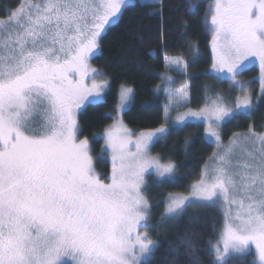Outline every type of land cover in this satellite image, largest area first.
<instances>
[{
    "label": "snow or ice",
    "instance_id": "obj_1",
    "mask_svg": "<svg viewBox=\"0 0 264 264\" xmlns=\"http://www.w3.org/2000/svg\"><path fill=\"white\" fill-rule=\"evenodd\" d=\"M130 4L25 0L0 19V264H150L159 245L147 231L145 175L152 170L156 183L176 182V164L149 154L150 144L169 129L162 125L137 133L117 115L102 136L111 152L107 182L95 171L89 140L78 136V110L85 102H102L109 87L89 59ZM211 12L213 58L207 74L228 79L244 95L232 105L217 95L210 105L178 113L173 123L203 118L207 136L219 146L213 124L240 114L250 118L256 109L247 87L251 81L237 79L253 58L264 97V0H214ZM165 60L187 75L181 58ZM165 79L173 82L171 76ZM132 94V88L121 86L118 113ZM168 100L166 122L173 106L188 103L187 84ZM213 159L190 195L168 194L162 218L175 220L195 203L222 206L225 224L212 246V264H233L250 246L253 264H264V132L249 126L235 133ZM181 245L191 250L193 264H201L191 237Z\"/></svg>",
    "mask_w": 264,
    "mask_h": 264
},
{
    "label": "trees",
    "instance_id": "obj_2",
    "mask_svg": "<svg viewBox=\"0 0 264 264\" xmlns=\"http://www.w3.org/2000/svg\"><path fill=\"white\" fill-rule=\"evenodd\" d=\"M160 0L159 3L134 0L122 9L119 22L108 28L99 40L98 52L90 62L104 78L109 80L102 102L87 104L78 115L80 138L91 140V155L102 164L100 174L107 171L108 162L99 157L102 139L97 133L112 122L116 112L121 86L133 89L128 108L122 113L125 124L133 130L153 129L165 123L166 92L165 57H179L188 64L187 75H181L172 88L188 85L191 109H201L217 95H227L229 101L243 91L228 79H216L207 74L212 64L211 34L206 24L209 14L207 0ZM144 3L147 6H134ZM22 4L21 0H0V19H6L8 10ZM153 9L161 10L155 14ZM258 69L252 65L237 77L248 84L256 109L251 117L244 114L228 118L220 125L221 138L227 140L235 133L247 132L249 126L260 132L264 129V97L261 95ZM177 75V74H174ZM169 124L166 135L156 139L150 147L152 155L161 161L176 164L175 183H156L151 174L144 193L149 200L150 237L158 242L151 255L150 264H193L190 249L181 240L191 237L198 249L196 255L201 264H212V246L217 239L222 215L214 206L196 204L184 214L168 220L163 217L169 193H185L201 175L203 166L215 151L214 142L205 137L202 121H186ZM103 156V154L101 155ZM98 162V163H99ZM144 230V229H142ZM171 248H177L171 253ZM251 251L236 254L233 264H253Z\"/></svg>",
    "mask_w": 264,
    "mask_h": 264
},
{
    "label": "rangeland",
    "instance_id": "obj_3",
    "mask_svg": "<svg viewBox=\"0 0 264 264\" xmlns=\"http://www.w3.org/2000/svg\"><path fill=\"white\" fill-rule=\"evenodd\" d=\"M132 1H134V0H131V2ZM139 2H148V1H152V0H138ZM198 1H200V0H197V1H195V2H192L191 3V6H192V8H195L196 7V5H197V2ZM21 2L22 3H24L25 2V0H21ZM207 7H208V11H209V14L207 15V17H206V24H207V27H208V29H209V31H210V34H211V41H212V37H213V32H212V30H211V24H210V21H211V15H212V12H211V9L213 8V6H214V0H207ZM21 5V4H20ZM17 8V7H16ZM16 8H14V10L16 9ZM7 19V18H6ZM210 46H211V42H210ZM99 49V48H98ZM211 50H212V46H211ZM98 52V50L90 57V59H89V64H90V66L92 67V68H94L93 67V65L91 64V62H90V60H91V58L96 54ZM212 56H213V52H212ZM168 58H172V59H175V58H179V57H168ZM252 65H254V66H256L257 67V69H258V73H257V75H256V78L258 79V81H259V76H260V68H259V62L257 61V60H255L254 58L251 60V62H246V68H248L249 66H252ZM165 66H166V68H167V73H165V76L167 77V76H171L172 78H173V82H175L176 81V78H181L180 76L182 75L178 70H177V68H176V66H172V67H169L167 64H166V60H165ZM211 69V66H210V68H209V70ZM98 73H99V77L98 78H104L103 76H102V74L98 71ZM174 74H177V75H174ZM174 77H176L175 79H174ZM90 82V81H89ZM172 82V83H173ZM172 83L171 84H169V82L167 81V88L169 89L170 88V90H168L167 92H166V107H168L169 106V100H168V95L170 94V93H172V92H174V90L175 89H178V88H180L181 86H183V85H185V84H183V85H181V86H178V87H175V88H172L171 86H169V85H172ZM259 83H260V81H259ZM231 84H233L232 82H231ZM188 86V85H187ZM128 87V86H127ZM131 88V87H130ZM259 88H260V91H261V85H259ZM121 89V88H120ZM107 90V89H106ZM106 90H105V92H106ZM105 92H104V94H105ZM119 92H120V90H119ZM104 94H103V99H104ZM242 95H244V92L243 93H241V94H236L233 98H230L229 99V101H225L227 104H229V105H232V103L235 101V99L238 97V96H242ZM132 97V96H131ZM221 97H223L224 99H225V97H227V95H225V94H223V95H221ZM130 100H131V98H130ZM130 100H129V102H128V104H127V107H126V109L128 108V106H129V104H130ZM90 102H85V104L81 107V109H79L78 110V112H77V120H78V115H79V113L81 112V110L87 105V104H89ZM91 103H94V102H91ZM188 104V103H187ZM187 104H185L184 106H182V107H180V108H175L174 106H173V108H172V110H171V112H170V115H169V117H168V120H167V122L165 121V123H163V124H161L160 126H158V127H161L162 125L163 126H165V127H169V124L168 123H170V124H174L173 122H174V120H175V117H176V115L178 114V113H182V112H185V111H188V110H195V109H191V108H189L188 106H187ZM211 103H209L208 105H210ZM119 105V96H118V101H117V104H116V112H115V114H114V117H113V120H112V122L111 123H109L108 125H106L102 130H101V132H99V133H97L96 134V136L95 137H100L101 139H102V144H101V149H100V155H99V157H101L100 159L101 160H103L104 159V157H105V159H106V161L108 162V168H107V171L106 172H104V173H102V174H100L99 173V171L96 169V168H100L101 170H102V164L99 162V160L98 159H95V158H93V163H94V167H95V171H96V173L97 174H99V176H100V178L102 179V180H104L105 182H107V177L110 175V171H111V152H110V150H108V149H106V143H105V140L102 138V136H103V130L107 127V126H109V125H111L113 122H114V119L117 117V115H122V113H118L117 112V106ZM205 107V106H204ZM203 108V107H202ZM199 110V109H198ZM230 118V117H229ZM226 119H228V118H225V120ZM224 120V121H225ZM186 121H202V122H204V124H205V129L208 127V122L206 121V120H204L203 118H201V119H194V118H186V120L185 121H183V122H179V123H176V125L177 124H183V123H185ZM223 121H221L220 122V124L217 126L216 124H213V127H215L216 129H217V131H219V128H220V125H221V123H222ZM158 127H156V128H158ZM156 128H153V129H156ZM146 130H152V129H146ZM135 132H139V131H142V130H134ZM260 132H264V129L262 130V131H260ZM219 133H220V131H219ZM205 137H206V139H208V140H210V141H212V142H214V144H215V146H216V148H215V151H214V153H217V154H223V152L225 151V149H226V147L229 145V142H230V140L232 139V137L233 136H231L230 138H228L227 140H223L222 138H221V143H220V145L218 146L217 145V143L215 142V139L214 138H210V137H208L207 136V134H206V132H205ZM80 138V137H79ZM86 138V137H85ZM80 139H83V138H80ZM88 139V138H87ZM89 140V143H90V148H92V144H91V140L90 139H88ZM151 145L152 144H150V147H151ZM150 147H149V154L151 155V156H155V155H152L150 152ZM213 153V154H214ZM103 154V156H101ZM213 154L211 155V157H210V159L207 161V163L203 166V168H202V171H201V175H200V177L194 182V183H196V182H198L200 179H201V176H202V173H203V171H204V169H205V167L207 166L208 168H211L212 166H214V164H215V160L213 159ZM93 157V156H92ZM99 162V163H98ZM168 161H165V162H163V161H161V163H167ZM152 175L155 179H157V177H156V175H155V173L152 171V170H149V173L148 174H146L145 175V181H146V185H147V183L150 181L149 180V178H148V175ZM194 183H192L191 185H190V187H189V189H188V191L187 192H183V193H177V194H182V195H190V193H191V186L194 184ZM145 194V193H144ZM218 203H220V202H218ZM196 204H199V203H195V204H191V205H189L187 208H190V207H192V206H194V205H196ZM214 208H216L218 211H219V213L222 215V219H221V223H220V226H219V229H218V235H217V239L215 240V242L213 243V245H215L216 243H217V241L219 240V238H220V233H221V231H222V229H223V227H224V224H225V209L221 206V207H216V206H214ZM140 231L141 232H143L144 230H142V229H140ZM249 251H251L252 253H253V258L255 259V249H254V246H250L249 247V249H247L246 250V252H249ZM245 252V253H246ZM239 254V253H238Z\"/></svg>",
    "mask_w": 264,
    "mask_h": 264
}]
</instances>
